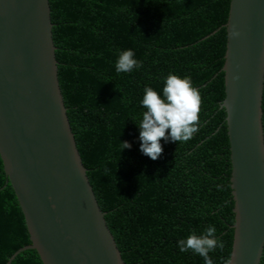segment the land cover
I'll use <instances>...</instances> for the list:
<instances>
[{
	"label": "trees",
	"instance_id": "16d2710c",
	"mask_svg": "<svg viewBox=\"0 0 264 264\" xmlns=\"http://www.w3.org/2000/svg\"><path fill=\"white\" fill-rule=\"evenodd\" d=\"M230 0H49L57 72L86 174L126 264H205L177 242L214 225L223 264L234 222L225 123L226 23ZM140 67L116 72L121 50ZM189 77L200 95L184 141L164 143L155 160L139 151L135 122L145 85L158 94L168 73ZM264 134V87L262 95ZM121 141L131 144L122 149ZM0 158V264H42ZM260 264H264V247Z\"/></svg>",
	"mask_w": 264,
	"mask_h": 264
},
{
	"label": "water",
	"instance_id": "95a60500",
	"mask_svg": "<svg viewBox=\"0 0 264 264\" xmlns=\"http://www.w3.org/2000/svg\"><path fill=\"white\" fill-rule=\"evenodd\" d=\"M49 0H0V158L42 264H126L86 174L58 79ZM225 123L231 264L264 247V0H230ZM235 31L237 35L233 36ZM233 77H236L235 79Z\"/></svg>",
	"mask_w": 264,
	"mask_h": 264
},
{
	"label": "clouds",
	"instance_id": "9594fccd",
	"mask_svg": "<svg viewBox=\"0 0 264 264\" xmlns=\"http://www.w3.org/2000/svg\"><path fill=\"white\" fill-rule=\"evenodd\" d=\"M233 36L237 35L235 31ZM140 67L132 49L121 50L115 62V71L129 72ZM234 79L236 77H233ZM140 105L145 109L138 122L139 151L155 160L162 152L161 139L164 143L187 140L194 131V123L198 120L200 95L189 77L168 73L163 79L161 92L145 85ZM122 149L131 144L121 141ZM215 226L209 225L200 235L195 232L180 239L177 244L180 252L191 250L203 257L205 264H213L208 253L216 247H223L215 236ZM223 264H231L225 259Z\"/></svg>",
	"mask_w": 264,
	"mask_h": 264
}]
</instances>
